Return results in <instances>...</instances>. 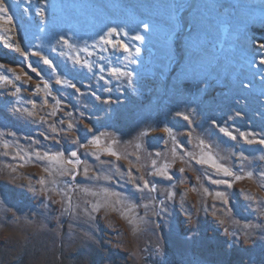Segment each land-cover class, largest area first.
Here are the masks:
<instances>
[{"label":"rangeland","instance_id":"374dc122","mask_svg":"<svg viewBox=\"0 0 264 264\" xmlns=\"http://www.w3.org/2000/svg\"><path fill=\"white\" fill-rule=\"evenodd\" d=\"M0 2V264H264V0Z\"/></svg>","mask_w":264,"mask_h":264},{"label":"snow or ice","instance_id":"6c2138e0","mask_svg":"<svg viewBox=\"0 0 264 264\" xmlns=\"http://www.w3.org/2000/svg\"><path fill=\"white\" fill-rule=\"evenodd\" d=\"M7 11H8V9L4 6V4H3L2 2H0V12L7 13ZM6 22H7V23H11V17H7V21H6ZM144 28L147 30V29H148V25L145 24V25H144ZM115 33H117V29L113 28V29H111V30L109 31L108 36H112V35L115 34ZM101 39H102L103 42L106 43V44H111V43H112V40H110V39H106L105 37H101ZM134 39H137V40H141V41H142L144 38H143L142 36H140V35H137V36L134 37ZM65 43H67V42L65 41ZM5 47L13 48V45H11V44H5ZM119 47L122 48L124 52H128V50H129V49H128V46L125 45V44H123V43H120V44H119ZM261 47L264 48V44H262ZM14 51L20 53L21 56H23L25 59H27V57H28V53L25 52L24 50H22V49L20 48L19 45H15V46H14ZM136 51L139 52V49H136ZM33 55H37V56H39L40 54H39V53H33ZM41 59L43 60V63H44L45 65H48V67H49L50 69H52L53 71H55V68L53 67L52 62H51L47 57H41ZM76 63H80V61L77 60ZM85 65H87V62H85ZM3 67H4L3 65H0V68H3ZM28 67L31 68V71H32V72L37 73V75L39 76V73L37 72V69H36L35 67H32L31 64H29ZM89 70H91V69H90V66H89ZM8 71H13V70H12V69H8ZM111 74L114 75V76H117V77H120V76L126 75V73L121 72V71H120L119 69H117V68H113ZM24 75L27 76L28 74L25 72ZM16 79L19 80V79H20V76H16ZM28 79L31 80L32 77H31V76H28ZM101 79H103V77H101ZM0 81H3L4 83H9V82H10L9 79H8V77L5 76V75H0ZM56 82H57L58 84H61V83H62V84H65V85H67L68 87L74 88V89H76L77 92H79V89L76 88V85H75L74 83H72V82H71L70 80H68V79L61 80V79L58 78ZM39 87H40V86L37 85V88H38V89H39ZM44 88H45V89L48 88V84H47V82H44ZM17 91H19V89H17ZM48 95H51V92H50V91L48 92ZM97 99H98V97H97ZM57 103H59V101H57ZM29 115H31V113H29ZM178 115H179V113H178ZM184 119L187 120L188 117H187V116H184ZM72 127H73V125L70 123V124L68 125V128L71 129ZM53 131H55V129H53ZM165 131L168 132L169 134H171V129L165 128ZM220 131L223 132L225 135L232 137V139H235V137L232 136V133L229 132V131H227V129H225V128H220ZM241 135L243 136L244 134L241 133ZM77 142H78V141H77ZM251 142H252V141H249V143H251ZM92 143H94L97 147H99V138L97 137ZM259 143L264 144V140H260ZM7 146H8V145L6 144L5 147H7ZM81 146H83V145H81ZM108 153H109L110 155H114V156L117 155L115 152H112V151H110V150H108ZM70 155H71V157H74L75 159H74V160H73V159L64 160V158H63L64 154H63V153H55V154H51V155L48 154V153H45L43 156H41L39 153H36V156H37L38 159H41V160H43V159H47V160H49L51 163H54V164L60 165L61 168H62V172H61V174H65V172L67 171L66 169H63V165H64V164L72 165L73 169H75V168L81 163V161H80V159H79V157L77 156V153H76L75 151L71 152ZM117 158H119V157H117ZM245 159H247V158L245 157ZM197 163H200V164H208V163H210V166H211V167H214V168L217 170V172H223V174L226 175V176H231V175H233V173H232L229 169L224 168L222 165L217 164V163L215 162L214 158L211 157V155H209L208 159H203V158L198 159V160H197ZM46 171H47V169H46ZM181 171H183V169H181ZM84 173H85V175H87V173H88V169H87V168L84 169ZM159 174H161V175H166V173H163V172H162V173H159ZM249 175H251V173H249ZM72 178L75 179V175H74V174H73V177H72ZM167 178H168L169 180L172 179L171 176H168ZM235 178L238 180V179H240L241 177L236 176ZM209 179H211V177H209ZM212 182H213V183H225V181H212ZM229 186H231V185H229ZM144 188H145V189H148V188H149V185H148V182H147V181H145V183H144ZM149 190H150V191H155L156 189H155V187H152V188L149 189ZM217 195L220 196V195H222V194H219V193H218ZM98 207H99V205L94 206V209H93V210H97Z\"/></svg>","mask_w":264,"mask_h":264}]
</instances>
